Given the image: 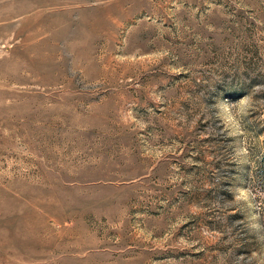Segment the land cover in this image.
<instances>
[{"label": "rangeland", "instance_id": "1", "mask_svg": "<svg viewBox=\"0 0 264 264\" xmlns=\"http://www.w3.org/2000/svg\"><path fill=\"white\" fill-rule=\"evenodd\" d=\"M0 264H264V0H0Z\"/></svg>", "mask_w": 264, "mask_h": 264}]
</instances>
